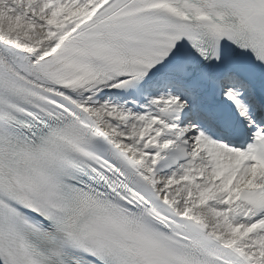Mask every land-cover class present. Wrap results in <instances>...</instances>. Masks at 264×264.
<instances>
[{
  "label": "snow or ice",
  "instance_id": "snow-or-ice-1",
  "mask_svg": "<svg viewBox=\"0 0 264 264\" xmlns=\"http://www.w3.org/2000/svg\"><path fill=\"white\" fill-rule=\"evenodd\" d=\"M0 264H264V0H0Z\"/></svg>",
  "mask_w": 264,
  "mask_h": 264
}]
</instances>
